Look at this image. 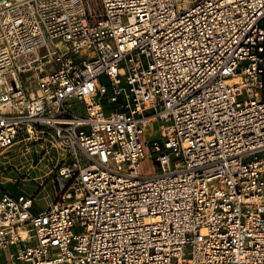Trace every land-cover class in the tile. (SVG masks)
Instances as JSON below:
<instances>
[{
	"label": "built area",
	"instance_id": "2783aa9c",
	"mask_svg": "<svg viewBox=\"0 0 264 264\" xmlns=\"http://www.w3.org/2000/svg\"><path fill=\"white\" fill-rule=\"evenodd\" d=\"M32 141L62 196L0 197L1 264H264V0L1 3L0 158Z\"/></svg>",
	"mask_w": 264,
	"mask_h": 264
},
{
	"label": "rangeland",
	"instance_id": "374dc122",
	"mask_svg": "<svg viewBox=\"0 0 264 264\" xmlns=\"http://www.w3.org/2000/svg\"><path fill=\"white\" fill-rule=\"evenodd\" d=\"M164 128L162 122L150 123L149 140L158 139ZM63 157V153L52 151L43 142L32 141L7 150L0 158V197L6 193L24 194L34 200L36 208L42 209L58 202L62 193L57 166Z\"/></svg>",
	"mask_w": 264,
	"mask_h": 264
},
{
	"label": "water",
	"instance_id": "95a60500",
	"mask_svg": "<svg viewBox=\"0 0 264 264\" xmlns=\"http://www.w3.org/2000/svg\"><path fill=\"white\" fill-rule=\"evenodd\" d=\"M3 1H6V0H0V2H3Z\"/></svg>",
	"mask_w": 264,
	"mask_h": 264
},
{
	"label": "bare ground",
	"instance_id": "6f19581e",
	"mask_svg": "<svg viewBox=\"0 0 264 264\" xmlns=\"http://www.w3.org/2000/svg\"><path fill=\"white\" fill-rule=\"evenodd\" d=\"M3 2H5V1H3ZM3 2H0V4L3 3ZM65 51H66V49H65Z\"/></svg>",
	"mask_w": 264,
	"mask_h": 264
}]
</instances>
